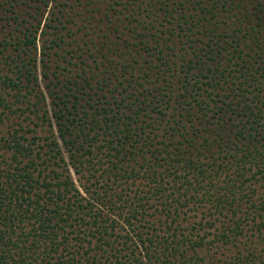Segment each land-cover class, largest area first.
<instances>
[{"label": "trees", "instance_id": "16d2710c", "mask_svg": "<svg viewBox=\"0 0 264 264\" xmlns=\"http://www.w3.org/2000/svg\"><path fill=\"white\" fill-rule=\"evenodd\" d=\"M49 1L0 0V264H264V0Z\"/></svg>", "mask_w": 264, "mask_h": 264}, {"label": "rangeland", "instance_id": "374dc122", "mask_svg": "<svg viewBox=\"0 0 264 264\" xmlns=\"http://www.w3.org/2000/svg\"><path fill=\"white\" fill-rule=\"evenodd\" d=\"M55 3L56 1L55 0H50L49 1V4L43 9L44 10V13L42 16L39 15V17H41V28L44 27V23L48 21V16H51V11L52 9H55L54 6H55ZM37 45H38V49H37V74L39 76V78L41 79L42 78V75H41V62H40V46H41V42H40V35L38 36L37 38Z\"/></svg>", "mask_w": 264, "mask_h": 264}]
</instances>
